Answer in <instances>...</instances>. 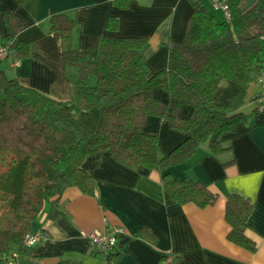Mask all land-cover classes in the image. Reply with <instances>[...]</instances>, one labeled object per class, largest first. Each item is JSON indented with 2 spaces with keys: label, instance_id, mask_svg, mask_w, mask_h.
I'll list each match as a JSON object with an SVG mask.
<instances>
[{
  "label": "trees",
  "instance_id": "obj_1",
  "mask_svg": "<svg viewBox=\"0 0 264 264\" xmlns=\"http://www.w3.org/2000/svg\"><path fill=\"white\" fill-rule=\"evenodd\" d=\"M26 1L15 3L21 7ZM134 1L113 0L112 6L125 11ZM188 2L187 32L182 40L168 45L166 69L155 74H150L140 55L144 40L115 36L118 21L114 17L108 18L96 59L89 62L71 46L75 24L66 15L51 17L47 25L61 38L65 67L74 70L71 101L44 98L0 72V264H10L15 256L33 249L23 243L34 233L46 203L50 204L48 217L54 221L61 216L58 202L65 191L75 188L92 195L94 182L81 165L104 152L125 168L159 173L173 205L197 209L214 205L216 196L201 184L175 181L166 172L191 160L201 146L207 145L213 156L225 151L219 140L235 133L243 119L239 112L247 90L264 73V0H225L229 22L210 14L201 0ZM3 21L8 29L3 44L16 58L24 59L27 45L15 41L23 25L13 15L5 14ZM222 82L238 87L225 106L214 101ZM90 111L100 115L94 132L74 119L75 114ZM149 117L186 134L187 140L159 157L157 139L141 133ZM248 209L246 200L228 197L227 239L254 252L244 237ZM117 257L115 253L107 258Z\"/></svg>",
  "mask_w": 264,
  "mask_h": 264
},
{
  "label": "crops",
  "instance_id": "obj_2",
  "mask_svg": "<svg viewBox=\"0 0 264 264\" xmlns=\"http://www.w3.org/2000/svg\"><path fill=\"white\" fill-rule=\"evenodd\" d=\"M113 0H27L17 7L15 0H0V44L6 42L8 29L3 16L13 15L23 25L15 41L27 45V56L13 69L0 63V72L22 87L55 102L72 98L74 70L66 68L58 33L48 29V20L68 16L75 24L71 46L96 59L109 17L118 21L115 36L144 40L140 55L150 74L166 69L168 45L182 40L188 29L191 6L188 0H135L125 11L112 6ZM208 12L216 11L203 0ZM222 19V17L220 18ZM238 87L222 82L214 97L225 106ZM261 87L251 85L239 114L242 121L235 133L223 135L225 151L213 156L207 145L195 156L166 172L175 181L197 182L216 196L213 206L197 209L171 204L160 182V174L143 167L128 169L108 152L90 156L81 170L93 180L91 196L72 188L58 202L61 216L50 220L46 203L33 232L43 240L29 253L14 257L11 264H264V113H255ZM74 119L94 132L100 115L79 112ZM143 135L157 139L159 157H165L183 144L188 136L164 121L147 118ZM229 196L249 204L244 219V237L254 252L231 243L225 221ZM105 224L121 230L117 238L116 259L91 252L86 235L101 231Z\"/></svg>",
  "mask_w": 264,
  "mask_h": 264
},
{
  "label": "built area",
  "instance_id": "obj_3",
  "mask_svg": "<svg viewBox=\"0 0 264 264\" xmlns=\"http://www.w3.org/2000/svg\"><path fill=\"white\" fill-rule=\"evenodd\" d=\"M213 11L220 12L225 22L230 21V13L225 0H207ZM8 62L13 69L20 66V59L16 58L5 44H0V63ZM258 85L264 90V73L261 75ZM255 109L257 113H264V94L255 101ZM121 234V230L109 224H105L101 231H93L86 235L89 243V249L105 257H110L117 253V238ZM43 240L38 233L27 236L24 240L25 248H34ZM11 264V263H10Z\"/></svg>",
  "mask_w": 264,
  "mask_h": 264
},
{
  "label": "water",
  "instance_id": "obj_4",
  "mask_svg": "<svg viewBox=\"0 0 264 264\" xmlns=\"http://www.w3.org/2000/svg\"><path fill=\"white\" fill-rule=\"evenodd\" d=\"M252 3H253V2L250 1V2H248L247 4H245V5L243 6V8L241 9V11L246 10V9H247Z\"/></svg>",
  "mask_w": 264,
  "mask_h": 264
},
{
  "label": "rangeland",
  "instance_id": "obj_5",
  "mask_svg": "<svg viewBox=\"0 0 264 264\" xmlns=\"http://www.w3.org/2000/svg\"><path fill=\"white\" fill-rule=\"evenodd\" d=\"M203 2V0H201ZM204 3V2H203ZM216 16L220 19L222 17V14L220 12L216 11Z\"/></svg>",
  "mask_w": 264,
  "mask_h": 264
}]
</instances>
